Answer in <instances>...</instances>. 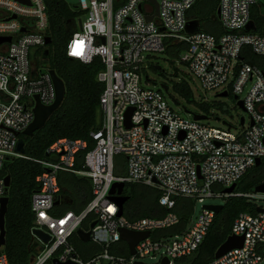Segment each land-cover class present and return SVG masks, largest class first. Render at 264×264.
Segmentation results:
<instances>
[{
	"label": "built area",
	"instance_id": "built-area-1",
	"mask_svg": "<svg viewBox=\"0 0 264 264\" xmlns=\"http://www.w3.org/2000/svg\"><path fill=\"white\" fill-rule=\"evenodd\" d=\"M28 1L0 0V38H11L0 44V216L1 200L8 196L4 167L11 158L23 157L16 149L20 135L35 119V97L45 106L56 101L51 69L38 66L34 57L47 47L48 12L43 0ZM154 1H68L84 16L82 28L68 43L67 56L84 64L100 58L104 64L98 75L104 84L100 98L103 123L91 134L94 144L90 150L85 141L61 139L48 150L53 159L39 162L45 171L37 178L39 189L31 198L34 229L49 234L51 240L44 244L37 238L42 246L32 264H53L54 259L73 264H146L147 258L158 259L157 264L164 259L175 264L199 249L216 216L204 205L198 216L192 214L186 228L173 235H157L180 225L175 211L178 199L201 204L219 199L224 205L239 197L264 201V193H227L264 158V35L245 32L260 0H220L216 12L219 36L207 32L206 24L195 18L192 11L197 0ZM195 20L199 31L189 33L188 24ZM176 45L186 47L170 59L174 66L170 74L178 71L172 79L191 86L197 83L203 93L238 96L248 115V121L242 117L241 130L228 126L225 131L207 120H196L193 114L172 106L163 88L147 80L150 65L159 61L156 57ZM250 56L257 60L252 62ZM129 110L131 126L127 127ZM81 152L86 153L82 168L77 169ZM119 155L127 159L123 176L116 173L114 159ZM62 173L87 178L92 185L93 198L80 213H52L60 201ZM116 182L157 190L158 203L167 214L138 220L120 216L118 202L110 194ZM94 222L97 225L91 229ZM80 228L90 232V242L102 249L90 259H84L71 242ZM121 229L150 235L131 255L121 240ZM230 236H243V247L208 264L264 263V212L240 214ZM121 243L126 244L128 256L119 254ZM4 248L0 230V264H10ZM113 248H117L114 253Z\"/></svg>",
	"mask_w": 264,
	"mask_h": 264
},
{
	"label": "trees",
	"instance_id": "trees-1",
	"mask_svg": "<svg viewBox=\"0 0 264 264\" xmlns=\"http://www.w3.org/2000/svg\"><path fill=\"white\" fill-rule=\"evenodd\" d=\"M220 0H197L193 14L200 22L206 14L217 12ZM49 17V30L47 36L52 39L50 45L36 51L34 57L40 67H48L55 70L66 86V94L61 108L49 119L46 126L35 132L33 137L23 134L20 139L25 141L26 154L23 157H14L9 160L8 174L11 175V186L9 188V206L6 215V245L4 252L7 254L10 264H32V259L38 254L37 248L41 247L39 240L34 237L35 215L31 209V198L39 189L37 178L45 171L40 161L52 160L48 154L50 147L61 139L72 141H85L89 144L88 150L93 147L91 134L102 127L103 112L100 98L104 91V84L98 80L99 73L104 70V64L100 58H95L90 64H84L67 56V46L73 33L78 30V21L84 16V12L71 5L67 0H43ZM256 29L252 32L264 35V15L261 6H255L251 15ZM207 32L216 36L221 34L218 20L214 15L205 23ZM184 45L170 46L166 54L170 59L178 57L185 49ZM50 51L47 59L43 58L45 50ZM252 62L256 57L250 56ZM173 64V62H171ZM150 70L160 80L164 91L169 92L170 88L187 104L195 106L203 115L193 114L194 117L207 119L212 116V110L217 107L225 109V104H212L206 101H198L192 86L182 80L180 82L169 79L177 77V70L169 75L159 62L152 63ZM148 81L158 85L157 79H151L146 74ZM229 97L233 101L232 94ZM174 99V97H173ZM175 103L179 101L174 99ZM234 104H236L234 102ZM187 113L189 112L185 109ZM87 150V151H88ZM86 152H81L76 168H82V157ZM121 175L120 173H117ZM264 182V158L260 166L253 168L237 184L236 192L248 194L254 193V189ZM60 204L55 206L52 213L61 216L66 211L80 213L92 200V185L87 178L76 176L71 173H62L59 176ZM128 197L124 205L123 214L129 220H138L146 217H163L167 210L158 203L160 193L150 187L140 184H126L123 193ZM195 201L192 199L180 198L177 201L175 211L181 218L180 225L173 230H166L158 233L173 235L186 228L194 212ZM242 213L256 214L257 205L245 197L229 199L223 209L216 214L205 240L199 249L190 257L180 259L175 264H208L215 259L217 250L226 242L232 233L235 220ZM71 242L76 246L77 252L84 258L90 259L99 254L102 249L92 242L84 243L77 235H74ZM85 247L89 250L85 253ZM113 248L112 252H116ZM119 254L128 256L126 244L119 245ZM46 264H52L47 262Z\"/></svg>",
	"mask_w": 264,
	"mask_h": 264
},
{
	"label": "water",
	"instance_id": "water-1",
	"mask_svg": "<svg viewBox=\"0 0 264 264\" xmlns=\"http://www.w3.org/2000/svg\"><path fill=\"white\" fill-rule=\"evenodd\" d=\"M19 1L30 4V2L28 0H19ZM153 2H155V1L153 0ZM259 4L261 6V12L264 15V0H260ZM152 19H153V17L148 18L149 21H151ZM78 25H79V28H82V20H79ZM255 29H256L255 23H254V21H251L249 23V25L247 26V28L245 29V32L254 31ZM187 31L189 33H195L197 31H199V22L196 20L189 22L188 27H187ZM10 41H11V38H0V44H2L4 42H10ZM51 42H52V39L50 37H47L46 38V45L47 46L50 45ZM49 54H50V51L48 49H46L44 52L43 58L47 59L49 57ZM50 74H51V77H52V80L54 82L55 89H56V101L50 106H45L42 104L39 96L35 97V99H36V107L34 109L35 119H34L33 123L23 132V135H25V136L33 137L36 131L43 129L46 126L49 119L61 108V106L63 104L65 94H66L65 83H64L63 79L58 76V74L55 70H51ZM218 97L227 99V98H229V94L224 92V93L219 94ZM233 102H235L236 105L240 109L245 111L244 104L242 101H239L238 96L233 97ZM131 116H132V110H129L128 113L126 114V126L127 127L131 126ZM195 119L196 120H202V118H198V117H195ZM243 124H244V118L241 119V125H243ZM16 152L21 156H25V154H26L25 141L23 139L19 140ZM260 164H261V160L258 159L256 165L259 166ZM9 165H10V162L8 161L4 167V170L7 173L9 170ZM11 181H12L11 175L7 174V176L5 178V185H6V193L7 194L9 192V188L11 186ZM125 186H126L125 183L116 182L113 184L111 192H110L111 198L118 202V205L120 207V213H119L120 216L123 215L124 205L129 199L128 197L123 195L124 190H125ZM236 188H237V185L232 186L231 188L227 189V193H232L233 191L236 190ZM254 193H264V184L257 186L254 189ZM1 204H2V213L0 216L1 245L5 246L6 245V215L8 213L9 197L6 196L5 198H3L1 200ZM59 204H60V201H57L56 206ZM223 207H224V205H206L205 206L206 209L212 210L216 214H218L223 209ZM257 211L258 212H264L263 209H259V208L257 209ZM96 225H97V222H94L91 225V229H93ZM76 234L83 242H90L91 241V233L86 232L82 228H80ZM33 235H34V237L41 240L44 244H48L51 240L50 235L45 233L42 230L34 229ZM120 235H121V240L124 241L125 243H127L129 250H130V254L133 255V254H135L136 245L140 241L149 237L150 234L148 232L140 233V232L130 231L127 229H121ZM243 244H244V237L243 236H241V237L230 236L226 240V242L217 250L215 258L216 259L221 258L226 253H228L229 251L236 249V248L243 247ZM40 251H41V247H38L37 252L39 253ZM33 259H32V262H33ZM53 264H73V263H71V262L60 263L57 259H54ZM137 264H140V263H137ZM162 264H169V261L167 259H164Z\"/></svg>",
	"mask_w": 264,
	"mask_h": 264
},
{
	"label": "rangeland",
	"instance_id": "rangeland-1",
	"mask_svg": "<svg viewBox=\"0 0 264 264\" xmlns=\"http://www.w3.org/2000/svg\"><path fill=\"white\" fill-rule=\"evenodd\" d=\"M68 1L71 2V0H68ZM201 14L202 16L205 17L201 20L203 24L208 22L210 18L213 20L214 15L216 16V12L214 14H211L210 18L206 17V14H204V11ZM78 29L80 28L78 27ZM156 59L159 60L157 62L161 64L162 68L165 71H167L169 75H171L170 72L172 71V68H174V66L170 64V58L168 57V55L162 54V55L157 56ZM147 71H148V75L150 76V78L157 79L159 81L158 85H161L160 78L156 74H154L151 70H147ZM172 78L174 77H171V76L169 77V79H172ZM192 88L195 92V96L198 101H206L212 104H218V103L225 104V109H219L215 107L212 110L213 115L205 119L212 126L225 130V131H229L228 126H232L234 128H237L238 130H241L242 129V126H241L242 117H244L248 121V115L245 113V111H243L236 104H234V102L232 101L230 97L227 99L220 98L218 97V93H215V92L203 93L200 91V88L197 83H195L192 86ZM166 95H167L169 103L172 106L176 108L178 107L182 109L184 112H186L185 109H187L189 112H191V114H197L201 116L203 115V113H201L195 106L187 104L176 93H174V91L172 90V87L170 88L169 92H166ZM173 97L174 99L179 101L180 105L177 106V104L174 102ZM217 119L219 121H217ZM114 161H115L116 173H120L122 176L126 175V170H127L126 157L124 155H119L115 157ZM254 203L257 205V207L264 208V201H257ZM204 205H224V202L219 199H207L205 203L203 204L196 202L194 206V212H193L194 217L198 216L201 213ZM88 250L89 249L86 247L85 253H87ZM158 261H159L158 259L154 260V259L147 258L145 260V263L146 264H157ZM261 264H264V263H261Z\"/></svg>",
	"mask_w": 264,
	"mask_h": 264
},
{
	"label": "crops",
	"instance_id": "crops-1",
	"mask_svg": "<svg viewBox=\"0 0 264 264\" xmlns=\"http://www.w3.org/2000/svg\"><path fill=\"white\" fill-rule=\"evenodd\" d=\"M70 211V210H69Z\"/></svg>",
	"mask_w": 264,
	"mask_h": 264
}]
</instances>
